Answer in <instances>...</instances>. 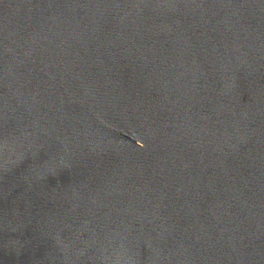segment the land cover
I'll return each instance as SVG.
<instances>
[{
	"label": "water",
	"instance_id": "water-1",
	"mask_svg": "<svg viewBox=\"0 0 264 264\" xmlns=\"http://www.w3.org/2000/svg\"><path fill=\"white\" fill-rule=\"evenodd\" d=\"M0 264H264V0H0Z\"/></svg>",
	"mask_w": 264,
	"mask_h": 264
}]
</instances>
